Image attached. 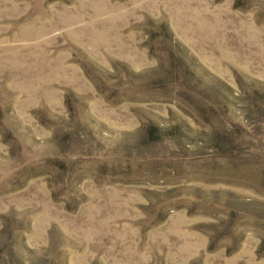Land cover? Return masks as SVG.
Masks as SVG:
<instances>
[{
  "label": "rangeland",
  "instance_id": "rangeland-1",
  "mask_svg": "<svg viewBox=\"0 0 264 264\" xmlns=\"http://www.w3.org/2000/svg\"><path fill=\"white\" fill-rule=\"evenodd\" d=\"M0 264H264V0H0Z\"/></svg>",
  "mask_w": 264,
  "mask_h": 264
}]
</instances>
